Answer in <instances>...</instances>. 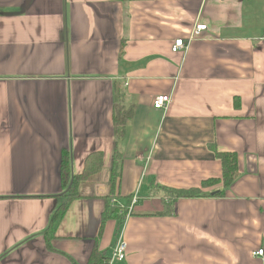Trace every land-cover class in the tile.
Wrapping results in <instances>:
<instances>
[{
  "label": "crops",
  "instance_id": "obj_1",
  "mask_svg": "<svg viewBox=\"0 0 264 264\" xmlns=\"http://www.w3.org/2000/svg\"><path fill=\"white\" fill-rule=\"evenodd\" d=\"M214 147L238 155L222 196L201 185L222 177ZM166 186L206 195L171 202ZM107 201L121 225L102 226ZM120 233L111 264H264V0H0V264L109 260Z\"/></svg>",
  "mask_w": 264,
  "mask_h": 264
},
{
  "label": "trees",
  "instance_id": "obj_2",
  "mask_svg": "<svg viewBox=\"0 0 264 264\" xmlns=\"http://www.w3.org/2000/svg\"><path fill=\"white\" fill-rule=\"evenodd\" d=\"M123 96V94H120L118 91L115 95V99L117 101L116 107L114 109V116H115V126L117 130L118 136H122L125 132L124 125H125V119L128 118L129 111L126 109H123L122 107H119V97ZM119 98V99H118ZM239 105V101L236 99L235 106ZM214 155L220 161L221 168L223 170L222 177L220 179L210 178L207 181H203L201 183L202 188H210L211 186H218L222 185V190H216L213 194L210 192V194L214 196H222L225 192L226 188H229L230 186L234 185V183L237 181L239 176V169H238V155H236L234 152H223L220 153L214 147L213 149ZM116 159V157H115ZM102 156L100 153H93L92 155L88 156L85 162V167L83 172L78 176L72 185L68 188V191L66 192V197L68 198L67 203L65 206L60 207L52 216V220L50 221V224L45 229V238H46V244L47 248L49 250H53L54 248L51 246V242L56 237V228L59 224V222L63 219L64 214L66 213L67 208L69 207V203L72 200L79 199L78 195V189L80 182L86 181L89 177L94 175V173L98 172L102 168ZM111 181L114 185L116 183V179L118 177V174L115 172V164L111 172ZM202 188L199 187H193V188H171V187H162V190L165 192L164 198L170 200L171 202L181 199V198H196L200 196H204L206 194L203 193ZM210 196V195H207ZM108 202V201H107ZM123 210L119 206L112 205L110 202L107 203V206L105 208V211L102 215V226L103 224L109 220L110 218H115L118 221H121L123 219ZM108 257L101 253L98 249L94 248L92 251L87 264H108Z\"/></svg>",
  "mask_w": 264,
  "mask_h": 264
},
{
  "label": "built area",
  "instance_id": "obj_3",
  "mask_svg": "<svg viewBox=\"0 0 264 264\" xmlns=\"http://www.w3.org/2000/svg\"><path fill=\"white\" fill-rule=\"evenodd\" d=\"M194 27H195V29L193 32V37L198 36L202 31L207 29V26L205 24L204 25L197 24ZM186 47H187V44L183 39H177L175 41L173 48H172V51L176 52L178 50L185 49ZM153 100H154L153 106L155 109L164 110L170 104L172 99H171L170 95L163 94L161 96L155 97ZM122 235H123V233L119 234V238L115 244L116 246L114 248L113 254H112L111 258L109 259V264H111L114 261H120L121 262V261L126 260L125 258H126V252H127L128 245L122 239ZM263 253H264V250L260 249L258 251L253 252L252 255L263 256Z\"/></svg>",
  "mask_w": 264,
  "mask_h": 264
},
{
  "label": "rangeland",
  "instance_id": "obj_4",
  "mask_svg": "<svg viewBox=\"0 0 264 264\" xmlns=\"http://www.w3.org/2000/svg\"><path fill=\"white\" fill-rule=\"evenodd\" d=\"M204 192V191H203ZM205 193V192H204Z\"/></svg>",
  "mask_w": 264,
  "mask_h": 264
}]
</instances>
